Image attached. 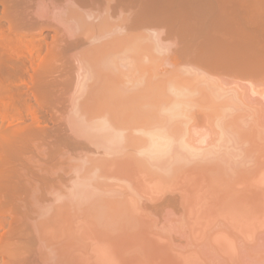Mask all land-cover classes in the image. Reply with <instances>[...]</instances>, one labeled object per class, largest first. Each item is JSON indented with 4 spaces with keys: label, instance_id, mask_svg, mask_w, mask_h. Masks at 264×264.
<instances>
[{
    "label": "bare ground",
    "instance_id": "obj_1",
    "mask_svg": "<svg viewBox=\"0 0 264 264\" xmlns=\"http://www.w3.org/2000/svg\"><path fill=\"white\" fill-rule=\"evenodd\" d=\"M257 5L0 0V264H264Z\"/></svg>",
    "mask_w": 264,
    "mask_h": 264
},
{
    "label": "rangeland",
    "instance_id": "obj_2",
    "mask_svg": "<svg viewBox=\"0 0 264 264\" xmlns=\"http://www.w3.org/2000/svg\"><path fill=\"white\" fill-rule=\"evenodd\" d=\"M252 1H257L258 5H259V6H258V5H257V6H258L259 8H262V11H263V12L260 13L262 16H261V15H260V16L257 15V16H258V17H263V18H262V19H261V18H260V19L257 18V19L260 20V21H258V20L256 19V22H261V20L264 19V16H263V15H264V5H262V4H264V0H262V1H261V0H252ZM260 1H261V2H260ZM260 4H261V5H260ZM259 12H261V11H259ZM254 25H255V26H254ZM254 25H252V26H254L253 29H254V28H257V29H255L256 32H257L260 28H261L262 30H264V29H263V28H264V20L262 21V23H257V24L254 23ZM262 27H263V28H262ZM261 29H260V30H261ZM259 32H262V31H258V33H259ZM258 33H257V36L261 35V34L258 35ZM262 33H263V32H262ZM262 36H264V35H262ZM259 37H261V36H259ZM259 37H258V38H259ZM261 38H262V37H261ZM261 38H259V39H261ZM262 39H263V41H264V38H262ZM0 119H1V118H0ZM4 226L6 227V225H4ZM5 227H2V228H3V229H2L1 226H0V228L2 229V231H1V229H0V231H1L0 233H2L4 230L7 229V228H5ZM4 228H5V229H4Z\"/></svg>",
    "mask_w": 264,
    "mask_h": 264
}]
</instances>
